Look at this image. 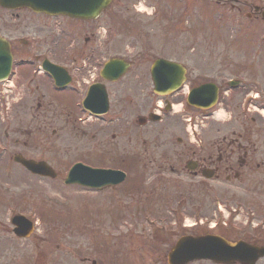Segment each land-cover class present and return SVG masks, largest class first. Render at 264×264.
I'll return each instance as SVG.
<instances>
[{"label":"rangeland","instance_id":"obj_1","mask_svg":"<svg viewBox=\"0 0 264 264\" xmlns=\"http://www.w3.org/2000/svg\"><path fill=\"white\" fill-rule=\"evenodd\" d=\"M222 1L226 0H113L109 11L120 12L121 31L112 42L119 44L122 58L132 57L135 61L123 82L133 77L136 93L123 91L113 97L115 111L104 119L85 118L75 125L53 123L41 130L36 129L39 124L30 116L34 112L24 109V99L19 95H7L6 100L0 101V145L7 149L0 155V247L5 251L7 264H166L169 246L181 235L184 218L189 221L212 218L215 205L211 201L203 202L200 207L185 203L179 208L167 196L170 202L167 207L166 197L159 193L163 194L165 181L162 179L169 176L160 175L161 170L153 166L160 164L158 156L165 149L164 140L181 138V128L188 124L186 119L190 118L197 126L196 132L191 131L196 139L199 131L216 138L232 130L242 133L229 119L240 113L243 96L237 99L233 96L230 109L217 107L200 114L183 109L177 103L172 112H159L161 122L147 123L143 127L133 122L147 116L152 109L157 110L159 101L163 103L162 98L152 93L149 78V68L157 58H168L195 75L199 72L208 76L215 74L214 69L221 60H232L235 66L243 59L247 65L249 59H253L252 54L258 51L255 58L264 68V20L260 16L248 19L244 8L264 7V0H240L239 5H235L240 7V12L229 8L227 1V5L220 4ZM183 5L188 14L179 16ZM103 34L96 33L97 41L107 40L103 39ZM79 35L80 44L85 35ZM114 43L105 48L107 57L119 52ZM251 79L257 80L264 89V70ZM127 96H132L137 104L133 111L125 108L123 100ZM253 107L245 112L248 135L261 145H257L258 154H264V119L254 113ZM257 108L262 110L261 105ZM250 118H259L260 123L250 129ZM212 123L230 126H217L215 129L220 131L210 134L206 128ZM131 152L139 157L136 171L138 175L143 174L144 179L139 195L131 194L130 190L136 177L126 162ZM17 154L46 162L59 172L56 179L28 173L12 161ZM153 158L157 160L155 164L150 162ZM81 159L92 165H102L99 161H104V166H112L110 160L114 159L116 167H127L130 173L115 189L97 193L64 185L68 167ZM257 177L260 183L257 193L236 191L227 196L228 201L219 202L227 209L241 207V220L247 216V225L230 221L249 236L258 231L264 240V179L261 175ZM154 187L156 194H150ZM157 188L160 189L157 191ZM146 209L151 214H144ZM14 213H21L29 220H34L39 213L44 217L30 236L19 239L11 233L10 216ZM243 234L229 231L226 235L237 240ZM256 264H264V258Z\"/></svg>","mask_w":264,"mask_h":264},{"label":"flooded vegetation","instance_id":"obj_2","mask_svg":"<svg viewBox=\"0 0 264 264\" xmlns=\"http://www.w3.org/2000/svg\"><path fill=\"white\" fill-rule=\"evenodd\" d=\"M232 2L239 4V0ZM230 7L238 12L241 11L240 7H235V4H230ZM255 7L258 6L244 7L247 10L246 17L251 19L261 15L264 7L259 6L256 12ZM109 9L103 11L95 20L84 21L63 15L34 13L29 9L10 10L0 5V50L5 51V47H8L12 57L11 70L6 81L1 84V90H4V94H16L24 99V109L34 112L30 116L39 124L36 129H45L53 123L75 125L80 123L82 116L104 119L115 111V109L113 111V97L115 98L117 94L121 95L123 91L136 93V82L133 77H130L129 82H123L135 61L132 57L122 58L121 50H118L119 44L112 42L115 35L121 31L120 12H111ZM99 32H103V39H107L103 43L97 41L96 33ZM80 33L85 37L83 43L79 44ZM113 43L115 50L119 52L107 57L105 48ZM86 54L89 55L88 58ZM95 54L97 57H94ZM111 58L125 60L129 69L123 77L105 80L101 78L100 71ZM240 61V64L233 66L232 60H221L214 69L215 74L211 73L209 78L203 73L197 72L198 74L195 75L186 71L179 90L164 98L165 104L182 102L186 110L200 114H206L219 106L230 109L233 96L236 99L237 96H243L242 100L245 101L242 110L240 106V113L232 115L229 119L232 124L242 129V133L232 130L229 134L216 138L199 131V138L194 141L188 137L186 127H183L181 138L164 140L165 149L158 156L159 160L161 159L160 164L153 168L161 170L160 175L169 176L168 179H162L163 182L165 181L163 194L159 193V196L166 197L167 207L170 204L169 197L172 203L180 208L185 203L190 205H199L205 201L209 203L215 195H223L227 198L236 191L242 194H255L260 189L257 176L261 175L264 179V154H258L257 145H261L256 139L249 137L245 122L247 117L242 111L250 112L253 105L261 104V101L255 100L257 96L253 97V95L254 91L264 94V89H261L257 80L251 79L255 78L261 69L254 63L255 61L247 65L244 64V60ZM47 63L59 69L49 71L44 67ZM232 69L235 70L236 79H231L234 87L229 88L228 84L231 80H226V73L232 72ZM204 83H212L218 90L215 106L207 111L187 105L184 95ZM132 98L127 96L123 100L125 108H129L130 111H133L137 105ZM127 101L129 107L126 105ZM120 103L122 104L121 98ZM124 112L126 113V110ZM154 112L152 109L148 115ZM258 119L250 118L248 127L251 129L252 126L257 125ZM137 121L138 119H135L133 124L136 125ZM207 126L206 129L209 128L210 134L213 131L217 134L220 131L215 129L217 126L225 128L230 125L212 123ZM235 134L236 137H233ZM126 158L129 159L126 160L127 166L132 170L137 168L140 160L136 154L131 152ZM156 161L153 158L150 162ZM119 162H122L120 158ZM95 166L102 167V165ZM125 171L128 172L127 167ZM154 186L157 187L156 184ZM156 187L150 189L152 191L150 194H156ZM159 189L157 188V191ZM0 224L2 226L1 222ZM196 230L198 231L186 233L201 235L215 232L227 236L231 226L224 223L212 231H207L204 227ZM0 264H7L5 251L1 247Z\"/></svg>","mask_w":264,"mask_h":264},{"label":"water","instance_id":"obj_3","mask_svg":"<svg viewBox=\"0 0 264 264\" xmlns=\"http://www.w3.org/2000/svg\"><path fill=\"white\" fill-rule=\"evenodd\" d=\"M111 0H0L6 7H28L33 11H44L52 13H63L75 18L93 19L103 9L107 7ZM11 56L5 48V54L0 52V79L10 68ZM120 69L111 61L105 66L106 72L102 74H111L119 76L126 69L125 64H119ZM183 71L174 64L165 61H157L151 69V76L156 93H164L169 88L179 83ZM215 98V90L209 85L202 86L191 91L189 101L201 107L204 104L211 103ZM157 119V118H155ZM16 162L24 165L33 173L51 176L49 169L42 163L35 164L22 160L20 157L15 158ZM123 174L113 171L89 170L81 166L75 167L70 171L67 183L79 184L91 188L101 189L108 185H115L123 180ZM17 228L14 232L18 236H24L29 232V227L23 221L16 219ZM264 256V247L248 245L244 242L235 244L229 243L219 237H183L168 254L169 264H187L191 261L205 259L215 263L232 264H255V262Z\"/></svg>","mask_w":264,"mask_h":264}]
</instances>
